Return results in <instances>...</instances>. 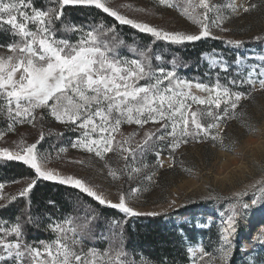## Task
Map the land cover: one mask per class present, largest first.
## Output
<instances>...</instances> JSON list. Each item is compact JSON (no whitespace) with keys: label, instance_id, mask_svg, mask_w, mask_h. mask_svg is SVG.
Segmentation results:
<instances>
[{"label":"snow or ice","instance_id":"1","mask_svg":"<svg viewBox=\"0 0 264 264\" xmlns=\"http://www.w3.org/2000/svg\"><path fill=\"white\" fill-rule=\"evenodd\" d=\"M150 4L151 9L114 6V0H48L46 7L38 8L33 0H0V32L11 37L0 45V115L6 118L0 140L16 133L18 126L27 125L37 132L32 143L21 135L13 146L0 147V160L20 162L29 170L16 179L0 181V209L24 201L14 221L0 218V264H154L127 248L125 226L130 218L167 217L169 212L187 207V202L178 205L176 198L162 201V211L143 212L134 206L140 194L155 185L165 154L169 169L179 165L192 176L194 170L183 164L182 148L208 144L244 159L238 151L239 139L228 138L229 122L238 121L245 135L260 134L259 127L244 118L242 102L253 100L256 91L264 92V56L257 64H247L246 58L239 56L229 64L216 49L203 52L204 76L210 81L215 78L203 82L181 77L179 68L189 65L178 55L165 62L157 45L186 47L211 39L240 48L245 42L229 38L232 29L227 25L233 18L264 7V0H150ZM121 8L159 18H163V10L174 11L193 30H169L130 16ZM77 9L89 15L94 12L95 17L88 24H77L67 16ZM125 26L134 30L133 35L147 36V43H129L121 34ZM73 35L75 41L69 38ZM254 40L264 42V36ZM221 73H231L225 76L226 83L221 82ZM245 86L247 91L234 90ZM49 121L78 135L67 146L50 144V149L42 151L41 145L50 137L63 136L51 128L45 131ZM125 126L130 131H125ZM69 148L88 159H70L68 163L90 170L99 163L109 187L115 188L116 200L99 185L49 167L62 162ZM150 155L155 159L150 161ZM260 172L259 179L242 184L239 191L225 198L227 215L221 221L214 251L193 244L184 230H179L188 264H232L233 238L240 220L264 206V167ZM40 181L78 190L122 215L98 230L99 217L91 204L77 199L76 214L60 220L47 216L43 230L52 234L50 240L30 241L25 226L39 228L42 223L31 212L30 197ZM8 184L20 187L14 194H6ZM48 203L54 206L55 202ZM97 240L105 241L106 247L89 244ZM258 242L264 245V239L258 238ZM247 258L249 264H264L253 254ZM162 264H167V257Z\"/></svg>","mask_w":264,"mask_h":264},{"label":"rangeland","instance_id":"2","mask_svg":"<svg viewBox=\"0 0 264 264\" xmlns=\"http://www.w3.org/2000/svg\"><path fill=\"white\" fill-rule=\"evenodd\" d=\"M215 2L220 3L221 0H215ZM238 2L242 3L244 0H238ZM257 3H260V0ZM122 4H132L148 9L152 7L150 0H114V6ZM121 11L126 10L121 8ZM155 11L159 13L161 10L155 9ZM163 11V18L130 11H126V14L169 30H193L192 26L180 18L176 12ZM227 26L232 29V32L228 34L229 38L257 42L254 37L264 36V7L233 18ZM258 43L261 46L260 50L253 48L241 52V57L246 58L245 63H261L259 57L264 56V42L262 45L261 42ZM253 95V100L242 102L246 113L244 118L257 125L260 134L245 135V130L240 128L238 121L235 120L229 122L227 130L229 140L239 139L238 151L243 154L244 159H237L234 155L212 148L208 144H190L181 149L184 166L194 170L193 175L189 176L182 171L179 165L174 169H169L165 154L164 167L159 168L154 177L155 185L150 191L140 194L139 200L134 206L143 212L162 211V201L176 198L178 205L187 202V207L179 208L178 211L181 214L172 218L176 224L188 222L198 231L207 229L211 223L216 222L221 228V221L227 214L214 216L208 211H203V206L214 203L218 207L221 206L223 211L227 213L225 198L230 197L235 191H239L242 184L259 179L261 176L260 169L264 167V92L256 91ZM124 130L130 131V128L127 127ZM21 135L28 143H32L36 139L37 132L27 125L20 126L16 133H9L4 140H0V147L13 146V142L20 139ZM177 157L179 159L180 153H177ZM70 159L87 160L88 158L76 150L69 149L62 162H54L49 167L59 168L65 174L82 177L92 184L101 186V190L109 193V198L117 199L115 188L109 187V181L102 174L103 170L99 163H97L95 170H90L80 165L68 163L67 161ZM148 159L151 161L155 157L150 155ZM19 187V184L10 186L5 189V192L6 194H14ZM125 190H127V185ZM209 196H217L221 199L209 200L207 199ZM173 212L176 211H171L168 215L174 214ZM197 224L204 225V227H196ZM258 238L264 239V206L253 209L245 219L240 220L233 243L234 246L236 242L242 245V254L245 258H247V254H253V258L257 261H264V245L258 242ZM193 244L203 245L200 239Z\"/></svg>","mask_w":264,"mask_h":264},{"label":"trees","instance_id":"3","mask_svg":"<svg viewBox=\"0 0 264 264\" xmlns=\"http://www.w3.org/2000/svg\"><path fill=\"white\" fill-rule=\"evenodd\" d=\"M257 1L258 0H251V2L256 3ZM33 2L36 7L43 8L47 6L48 0H33ZM67 16L77 24H88L93 20V17H95V13L93 12L92 15H89L87 11H80L77 9L69 11ZM108 20L110 21L111 18H108ZM133 33L134 30L128 29L126 26L121 29V34L129 43L133 40L139 44L147 43L149 39L147 36L138 33L133 35ZM57 35L63 38L65 34L58 32ZM69 38L75 41L76 36L73 35ZM10 39L11 37L9 35L0 32V45L10 42ZM244 42V45L240 48H231L219 40L211 39L197 42L194 46L190 45L186 47L169 46L163 42H159L157 45V51L163 54L165 62L170 60L173 55H178L182 61H185L189 65L188 67L179 68L178 74L181 77L189 80L199 78L203 82H214V76L211 81L204 76L207 66L200 59L201 53L211 52L213 49H216L218 55H222L229 64H232L237 56L241 57L240 54L242 51L253 48H258V50H260V43ZM124 54L127 53L124 52ZM165 66L168 65L166 64ZM226 75H231V73H221L222 83H226ZM234 90L247 91V88L245 86L244 88ZM5 127L6 118L0 115V130H3ZM127 127L128 126H125V128ZM49 128L56 132H62L63 136L50 137L49 140L41 145L42 151L50 149V144H54L56 147L67 146L69 141L78 135V133L67 131L62 125L50 121L46 123L45 130H48ZM69 149L71 150V148ZM28 171L29 170L26 169V166H23L20 162L0 160V181L16 179L22 174L26 175ZM13 185L16 184H8L6 185V188ZM30 197L31 212L34 216H39L42 221L39 228L28 225L25 226L26 234L30 241L50 240L52 234L43 230V226L48 223L47 216L50 214L53 219L60 220L65 216L76 214L74 206L77 199L91 204L99 217L97 223L98 230L103 229L105 224L113 217L119 219L122 215L118 210L98 205L96 202L91 201L90 198L83 196L78 190L48 181L38 182L30 194ZM49 201H54V206L50 205L48 203ZM23 207L24 201L19 200L7 208L0 209V218L14 221L15 216L20 214V210ZM202 210L205 212L208 211L214 216H223L227 214L225 213L226 211H223L221 206L218 207L214 203L204 205ZM173 213L174 214L168 215L167 217L160 215L156 217L140 216L130 218L125 226V241L127 248L130 251H135L138 255L142 253L144 257H147L154 262V264H162L165 257H167V264H188L179 231L180 229H183L193 243L200 239L207 250H215L220 230L218 223H211L209 228L196 231L188 222L176 224L172 218L181 213L179 211ZM89 244H94L101 249L106 247V242L102 240L89 241ZM242 248V245L239 242H236L232 264H249L248 259L242 254Z\"/></svg>","mask_w":264,"mask_h":264}]
</instances>
